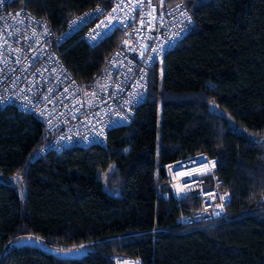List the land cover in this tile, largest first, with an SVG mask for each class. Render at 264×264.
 Segmentation results:
<instances>
[{"label":"trees","instance_id":"obj_1","mask_svg":"<svg viewBox=\"0 0 264 264\" xmlns=\"http://www.w3.org/2000/svg\"><path fill=\"white\" fill-rule=\"evenodd\" d=\"M176 2L191 29L155 63L133 120L111 128L104 144L35 156L47 140L42 123L0 107V264H264V145L256 141L264 139V0H163ZM109 3L11 4L60 32L72 16ZM121 38L114 30L91 46L73 35L60 56L76 80L88 81ZM197 155L214 162L228 218L189 226L178 218L199 208V198L187 192L177 201L158 184L168 164ZM26 237L89 250L57 258L15 244Z\"/></svg>","mask_w":264,"mask_h":264},{"label":"built area","instance_id":"obj_2","mask_svg":"<svg viewBox=\"0 0 264 264\" xmlns=\"http://www.w3.org/2000/svg\"><path fill=\"white\" fill-rule=\"evenodd\" d=\"M12 2L0 0V107L11 104L45 127L46 144L35 156L48 148L58 152L104 144L111 128L129 124L146 99L155 63L193 25L180 2L168 6L163 0H110L108 6L95 5L72 16L55 32L45 18ZM114 30L122 38L99 72L88 81L76 80L60 56L65 40L78 35L94 46ZM166 170L171 183H159L158 189L172 184L181 190L174 194L177 201L187 192L201 201V207L180 214L179 222L194 226L227 217L228 198L213 160L186 157ZM122 260L142 264L139 258Z\"/></svg>","mask_w":264,"mask_h":264},{"label":"water","instance_id":"obj_3","mask_svg":"<svg viewBox=\"0 0 264 264\" xmlns=\"http://www.w3.org/2000/svg\"><path fill=\"white\" fill-rule=\"evenodd\" d=\"M17 246H30V247H36L43 251H46L50 254H53L57 258L62 259H76L84 256L89 248L86 246H79V247H69L65 248L63 250H59L56 248H53L51 246L46 245L44 242L37 238L33 237H26L23 239H20L15 243Z\"/></svg>","mask_w":264,"mask_h":264},{"label":"bare ground","instance_id":"obj_4","mask_svg":"<svg viewBox=\"0 0 264 264\" xmlns=\"http://www.w3.org/2000/svg\"><path fill=\"white\" fill-rule=\"evenodd\" d=\"M45 128V127H44ZM46 130V129H45ZM189 158H193V156L192 157H189ZM176 166H179V164H177ZM166 172H167V170H166ZM169 175H170V170H169V172H168V175H167V177L165 178V179H163L160 183H162V182H165V181H169ZM170 182V181H169ZM171 183V182H170ZM165 188L166 189H170V191L173 193V194H175V193H177V192H179V191H181L180 189H178V188H176V187H174L172 184H167L166 186H165ZM200 207H201V201H200ZM225 211H226V207H225ZM228 218V216L226 217V218H218V220L219 219H227ZM211 221H216L215 220V218H212V219H210L209 221H207V222H211ZM127 264H130L129 262H126Z\"/></svg>","mask_w":264,"mask_h":264},{"label":"rangeland","instance_id":"obj_5","mask_svg":"<svg viewBox=\"0 0 264 264\" xmlns=\"http://www.w3.org/2000/svg\"><path fill=\"white\" fill-rule=\"evenodd\" d=\"M240 131H241L244 135H246L247 137H251V135H252V133L249 132V131L246 130V129L241 128ZM256 141L259 142L260 144H263V145H264V139L257 138ZM16 176H17V175H16ZM16 176H14L13 179L16 180V179H17ZM0 180H1V174H0ZM118 259H120V258H118ZM118 259H117V260H118ZM118 264H127V263H126L124 260L121 259V260L118 261Z\"/></svg>","mask_w":264,"mask_h":264},{"label":"snow or ice","instance_id":"obj_6","mask_svg":"<svg viewBox=\"0 0 264 264\" xmlns=\"http://www.w3.org/2000/svg\"><path fill=\"white\" fill-rule=\"evenodd\" d=\"M114 11H115V9H114ZM17 15H19V13L17 14ZM183 15V14H182ZM143 22V21H142ZM137 264H138V262H137Z\"/></svg>","mask_w":264,"mask_h":264}]
</instances>
